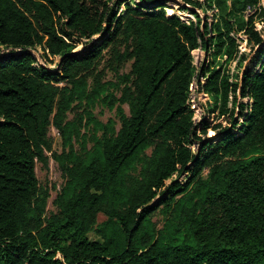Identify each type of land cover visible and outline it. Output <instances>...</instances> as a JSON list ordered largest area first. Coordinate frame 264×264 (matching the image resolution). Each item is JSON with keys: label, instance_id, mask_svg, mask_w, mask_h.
Returning a JSON list of instances; mask_svg holds the SVG:
<instances>
[{"label": "trees", "instance_id": "trees-1", "mask_svg": "<svg viewBox=\"0 0 264 264\" xmlns=\"http://www.w3.org/2000/svg\"><path fill=\"white\" fill-rule=\"evenodd\" d=\"M128 1L0 0V264H264V36L254 28L264 22L260 0H182L218 9L202 31L168 15V0ZM247 11L255 13L246 20ZM233 32L258 47L259 70L241 79L250 100L240 105L241 123L235 97L227 107L237 82L225 70H197L191 55L201 41L213 58L241 65L246 54H238ZM100 34L108 36L98 48L74 53L75 43ZM119 42L115 58L131 68L120 76L116 101L128 115L117 107L116 130L85 110L94 131L89 147L82 118L69 121L68 112L101 96L87 91L85 73ZM36 48L61 58L59 70L38 65L30 53ZM195 79L211 98L208 112L228 121L212 127L215 143L198 135L207 133V120L193 122ZM50 127L62 139L61 153L51 155L65 183L57 212L47 217L48 193L35 168L51 152ZM181 174L186 182L165 184Z\"/></svg>", "mask_w": 264, "mask_h": 264}, {"label": "rangeland", "instance_id": "rangeland-1", "mask_svg": "<svg viewBox=\"0 0 264 264\" xmlns=\"http://www.w3.org/2000/svg\"><path fill=\"white\" fill-rule=\"evenodd\" d=\"M137 0H129L127 3L134 4ZM227 4H230L227 2ZM260 6L264 8V0H260ZM165 12L168 15H176L181 21L189 23L193 22L196 25H199V29L202 31L204 29V25L207 24L211 26L215 18H217L218 9L212 8H194L185 4L182 0H168L165 2ZM124 8L122 6L121 11ZM255 11H247L244 15L247 20L251 15H253ZM198 16V17H197ZM263 25L264 22L256 20L254 24V28L261 34V37L264 36L263 33ZM231 35L235 38L236 44L238 45L239 55L246 54V60L242 62L241 65H238L237 59L232 63L225 65L224 59L219 60L218 57L213 58L212 54L213 48L211 45L204 47L202 42L200 41L199 48L192 51V59L193 64L197 70L201 68H210L215 67L217 70H225L230 76L229 82L236 81L238 84V89L235 93V96L229 95L228 105L227 107L232 108V102L235 97L236 105L234 107L233 116L234 119L239 123L242 122V115L246 113V109H241L240 105L243 104L247 106L250 104V100L242 97L241 92V79L245 74L246 70L249 71H258L259 67L257 63H253L254 56L258 50V47L254 46L252 43L248 42V39L242 32H233ZM107 34L98 35L88 40H82L78 43H75L74 53L78 56L86 54L96 48H98L104 40L107 38ZM213 34L211 30H209V34L205 36V39L211 38ZM124 48V43L119 42L117 47L107 46L101 52V55L94 61L93 66L86 71L85 75L87 78V91H92L94 88L103 91L100 97H98L92 104H86V102L75 103L72 106V110L68 112V120L71 121L77 117L82 118V122L79 127L80 133L85 134L86 143L90 147L91 143L88 140L90 138L93 131V125H85L87 122L86 115L84 113L87 110L91 116L98 122L102 124H107L108 122H112L113 126L116 130L119 129L120 121L117 116V107H121L123 112L128 115V107L126 104H120L116 101L119 99L120 92V76L126 75L130 72L131 62H123L118 63L115 58L114 52L119 51L122 52ZM3 52H8L4 51ZM30 53L35 57L38 65L45 66L49 70L58 71V64L61 61L59 57H46L44 52L40 48H36L34 50H30ZM220 63L222 64L220 66ZM234 76H237L235 78ZM198 79L192 84L191 94L189 103L193 110V122L194 124L200 123L202 120H207L209 122V129L206 134H198L201 139L204 141L209 140L211 143H215L217 140V135L212 127L216 124H221V127H225L228 121L223 122V118L216 113L210 114L208 112L209 109L212 108V101L209 94L203 92L201 89H198ZM205 79L201 78L200 83L203 84ZM61 83L59 86H62ZM120 85V86H119ZM236 133L237 131L234 130ZM101 134V133H99ZM49 139L51 142V152H46L47 161L45 164L36 163V177L39 182V186L41 189L47 191L48 199H47V207H46V216H50L51 214H55L57 212L56 206L54 204L55 198L61 188L64 186L65 179L62 176L59 166L57 162L53 159L52 153H61L63 149L62 139L60 134L54 127H50L49 129ZM74 148L78 149V143H76L75 139L72 141ZM193 152L198 150V145L192 146ZM207 171L203 172V176H205ZM186 174H181L180 176L173 175L170 180L166 181V185H169L172 180H177L178 182L184 183L186 182ZM159 197H157L158 199ZM104 220L102 215L98 216V222ZM153 221L157 225V227H161L163 224V216L157 212L153 215ZM92 236V235H91Z\"/></svg>", "mask_w": 264, "mask_h": 264}]
</instances>
